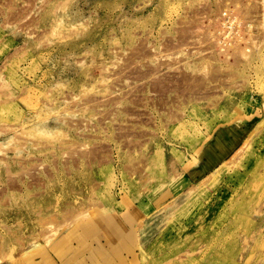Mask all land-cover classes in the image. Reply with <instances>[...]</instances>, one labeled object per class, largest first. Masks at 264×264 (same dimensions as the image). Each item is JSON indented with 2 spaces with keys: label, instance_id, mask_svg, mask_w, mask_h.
<instances>
[{
  "label": "rangeland",
  "instance_id": "rangeland-1",
  "mask_svg": "<svg viewBox=\"0 0 264 264\" xmlns=\"http://www.w3.org/2000/svg\"><path fill=\"white\" fill-rule=\"evenodd\" d=\"M229 4L260 26L230 46L206 35ZM215 129L226 168L152 210ZM101 214L109 264H264V0H0V264L58 262Z\"/></svg>",
  "mask_w": 264,
  "mask_h": 264
},
{
  "label": "bare ground",
  "instance_id": "bare-ground-1",
  "mask_svg": "<svg viewBox=\"0 0 264 264\" xmlns=\"http://www.w3.org/2000/svg\"><path fill=\"white\" fill-rule=\"evenodd\" d=\"M254 6V5H253ZM257 7V6H256ZM254 7V8H256ZM248 10V9H247ZM250 10V9H249ZM252 12V11H251ZM247 13H249L247 11ZM246 13V14H247ZM250 14V13H249ZM261 24V23H260ZM238 59H234L231 63L235 64V62H237ZM207 65V64H206ZM209 65V64H208ZM207 65V66H208ZM213 65V64H212ZM235 67V66H234ZM216 71H220L221 73V70H217ZM216 72V73H217ZM224 71H222L223 73ZM219 73V72H218ZM217 73V74H218ZM221 73V74H222ZM225 73V72H224ZM215 74V72H214ZM217 74H215L217 76ZM226 74V73H225ZM237 74V73H235ZM228 75V74H227ZM212 76V74H211ZM214 76V75H213ZM212 76V77H213ZM224 76V75H223ZM232 76V74H231ZM230 76V77H231ZM238 76V75H237ZM234 75V77H237ZM211 77V78H212ZM233 77V76H232ZM231 77V78H232ZM229 78V77H228ZM227 78V79H228ZM230 78V79H231ZM213 79V78H212ZM228 79V80H230ZM234 79V78H233ZM219 81V80H218ZM232 81V80H231ZM220 82V81H219ZM222 83V82H221ZM239 131V126H237L236 128V132ZM239 138L236 137V141H238ZM234 143L236 142H233L231 145H229V142L226 141L225 139V135L223 133V131L220 133L219 132V135L217 136V138H214V142L212 144H215L217 147H207V150H206V153L207 154V159H208V166H209V170H213V169H216L217 166L221 165L219 169H217L215 171L218 172V173H221L222 170H224L226 167L224 166V164L227 165V162L225 161L226 160V157L227 155L230 153L231 149L235 146ZM217 173V174H218ZM216 180H219V179H216ZM183 182H186L187 183V180L186 178L182 179ZM202 184V183H201ZM228 187V185H227ZM228 194V192L224 193L223 194V197H220V195H218L219 198H221L223 200V198H225V196ZM215 195V194H214ZM212 196V195H211ZM210 200V199H209ZM218 202V201H217ZM222 204V203H221ZM149 206H150V203L149 204H142L139 208V212L142 214L143 212H147L149 210ZM101 216H104L100 221H95V222H91L89 224H86L88 227H89V233L88 235H85V234H82L81 232L80 233H77L75 235V238L78 240L79 243H81L79 246H77L75 248V244H73L71 241L69 240H66L63 244H58L57 247L55 249H53L55 252L60 250L59 253H57L60 257L59 261L58 262H55L53 261L50 262V264H70L69 262H66L65 258L66 257H77L75 260L76 264H89L88 262V257H84L82 260H80L81 256H82V253L87 251V250H90V253H91V258H94L95 260L98 259V261H102L104 260L103 264H109L107 260H109V258H114L116 259V257L113 255L115 250H116V247H117V241H116V236L118 235L116 233V229L113 227V224L116 226V228H118V226L122 225L121 221L119 218L117 217H114L113 219L111 217H109V215H102ZM103 224V226H101L100 224L101 223ZM143 226H145V229H144V232L148 230V228L151 227V225L149 223H145ZM114 230H113V229ZM105 229V230H104ZM222 229V228H221ZM96 230H100V235L99 234H95V231ZM104 231H109L108 234L106 235L104 233ZM103 233V234H102ZM116 233V234H115ZM87 237L89 236H93V237H96L94 239V243L93 242H90L88 244L87 242ZM74 237V236H73ZM105 240V244L102 242L103 240ZM48 243V242H47ZM126 244V243H125ZM79 251V252H78ZM128 252L131 253L132 251L129 250L128 248ZM44 255H48V252H43ZM80 253V254H78ZM66 256V257H64ZM56 260V259H54ZM113 260V259H112ZM57 261V260H56ZM123 261V260H122ZM111 262V261H110ZM74 264V262L72 263Z\"/></svg>",
  "mask_w": 264,
  "mask_h": 264
},
{
  "label": "crops",
  "instance_id": "crops-1",
  "mask_svg": "<svg viewBox=\"0 0 264 264\" xmlns=\"http://www.w3.org/2000/svg\"><path fill=\"white\" fill-rule=\"evenodd\" d=\"M219 127H223V125L218 126ZM209 135H211L209 138H205L203 141H201V143L195 147L194 149H192L191 151L186 152V156L187 157V163H184V167L181 170H178L179 172L181 171L183 173V176L186 178V180L188 181V185L181 191V193H170L166 198H163V192L166 193L167 189H171V186L169 185L168 187H165L163 191H161L156 197H155V201H157L158 203H152L151 207L153 208L152 210H157L158 208H161L166 201H170L173 199L178 198L179 196H181L183 193H185V189H187L188 187H190L192 184H194V180L195 179H200L203 175H207L208 173H210L209 170V166H208V159L205 157V151L208 147V145L212 142V140L214 138H217L218 136V129H215L213 133H210ZM212 138V139H211ZM191 158H196L199 166L197 169H189L187 166L189 163L192 162ZM169 178V177H168ZM171 178V176H170ZM130 227V226H129ZM105 241V240H103ZM133 249V248H132ZM135 254L136 251L135 249H133ZM126 251V250H123ZM122 251V253H123ZM128 251V250H127ZM121 253V255H122ZM128 252H125L122 257L123 260L125 262V264H130V262L132 261L128 256H125ZM138 254V253H137ZM129 255V254H128ZM121 263V262H120ZM124 264V263H122Z\"/></svg>",
  "mask_w": 264,
  "mask_h": 264
},
{
  "label": "built area",
  "instance_id": "built-area-1",
  "mask_svg": "<svg viewBox=\"0 0 264 264\" xmlns=\"http://www.w3.org/2000/svg\"><path fill=\"white\" fill-rule=\"evenodd\" d=\"M229 8L228 9H224L220 16H214L212 17V19L210 20V22H212V25L210 27V29L213 31V33H218L215 35V37L209 36L206 32V35L214 42L216 43L218 41V39L220 41L225 42L227 45H231V43L233 42V40L235 39H246V34L248 33V31L250 32L252 30L253 27H255V30L252 31H259L260 30V26L256 25L255 22H251L254 21V14H250L249 18V27L247 29V32H243L240 25H241V21H242V15H246V13H244L243 9L244 7L242 6L241 9L235 7L233 4H229ZM237 8V12L235 11ZM235 9V10H234ZM238 13V14H237ZM241 14V16L239 15ZM220 20V25L218 26ZM255 24V25H254ZM217 26V27H215ZM249 34V38L252 35V32L248 33ZM255 36V35H254ZM216 46V44H215ZM215 49V47H214ZM212 51V50H211ZM210 54V52H209Z\"/></svg>",
  "mask_w": 264,
  "mask_h": 264
}]
</instances>
